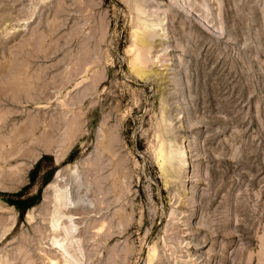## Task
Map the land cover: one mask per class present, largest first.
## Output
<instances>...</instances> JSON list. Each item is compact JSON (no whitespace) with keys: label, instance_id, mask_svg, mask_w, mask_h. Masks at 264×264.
I'll return each instance as SVG.
<instances>
[{"label":"rangeland","instance_id":"1","mask_svg":"<svg viewBox=\"0 0 264 264\" xmlns=\"http://www.w3.org/2000/svg\"><path fill=\"white\" fill-rule=\"evenodd\" d=\"M77 183L68 264H264V0H0V264Z\"/></svg>","mask_w":264,"mask_h":264},{"label":"bare ground","instance_id":"2","mask_svg":"<svg viewBox=\"0 0 264 264\" xmlns=\"http://www.w3.org/2000/svg\"><path fill=\"white\" fill-rule=\"evenodd\" d=\"M137 73L139 75H143L140 72ZM59 174L60 172L57 171L53 181L49 184L48 188L52 187L54 182H57ZM79 187V183H77L75 189L71 191V189L66 186L62 191L59 190L60 193L56 194L54 197V200L56 202L55 206L57 207L53 213L56 212L57 215L52 221L53 224L51 226V231L57 238L55 241L53 240L51 242L48 247V251L46 252L50 264H68V257L72 255L71 249L75 247L74 238L75 236H79V234L84 231H80L79 229H77L75 224L76 219L80 218L78 215L82 214L79 210L83 208L82 206H78L75 203H77L76 201L83 200V197L85 196L84 191L86 190H79ZM86 216L87 215H85L84 217Z\"/></svg>","mask_w":264,"mask_h":264}]
</instances>
